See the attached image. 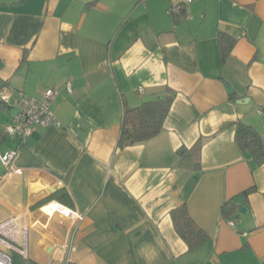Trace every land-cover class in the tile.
<instances>
[{"label":"crops","instance_id":"1","mask_svg":"<svg viewBox=\"0 0 264 264\" xmlns=\"http://www.w3.org/2000/svg\"><path fill=\"white\" fill-rule=\"evenodd\" d=\"M185 1L0 0V90L59 92L60 124L23 141L1 129L17 109L0 107V155L17 151L12 175L0 160V224L13 220L0 251L13 264H49L62 245L58 264H264V165L236 142L239 123L264 137V0H191L176 23L168 11ZM222 32L236 39L225 66ZM166 88L162 133L120 149L124 111ZM198 142L201 168H182L179 150ZM228 200L239 208L224 217ZM49 202L81 221L46 215ZM184 204L208 235L193 251L171 217Z\"/></svg>","mask_w":264,"mask_h":264},{"label":"trees","instance_id":"2","mask_svg":"<svg viewBox=\"0 0 264 264\" xmlns=\"http://www.w3.org/2000/svg\"><path fill=\"white\" fill-rule=\"evenodd\" d=\"M183 11L179 15L170 16L174 18L176 23L183 22ZM218 41L221 59L225 66L227 59L234 50L236 39L222 32L218 35ZM233 96L232 94V98ZM174 97L173 91L166 88L165 91L156 96L155 100L145 102L139 107L127 108L123 115L121 135L118 142L119 148L124 149L142 144L158 137L164 129ZM236 142L240 150L248 155L256 166L264 165V137L255 127L239 123L236 131ZM201 152V142H198L191 149L181 148L178 152L179 165L182 168L200 169ZM61 197L58 196V199L67 203V195L62 192ZM238 208L233 200H228L221 207V215L230 217L238 212ZM171 217L177 233L188 245L189 251L196 250L206 244L208 235L192 219L187 204L174 209L171 212Z\"/></svg>","mask_w":264,"mask_h":264},{"label":"built area","instance_id":"3","mask_svg":"<svg viewBox=\"0 0 264 264\" xmlns=\"http://www.w3.org/2000/svg\"><path fill=\"white\" fill-rule=\"evenodd\" d=\"M191 0H186L183 5L173 6L169 9V15H179L184 10V6L189 4ZM143 92L144 89L139 90ZM68 92L72 93V88L68 85ZM59 92L55 89H48L42 95V99H35L19 93L18 99L15 101L10 93L4 89L0 90V102L5 108H16L17 114L11 123L5 124L2 127L4 135L10 138H16L21 141L33 135L38 128H48L52 125L60 124L55 118L52 110L51 103ZM17 157V151H11L4 155H0V160L8 171V175L14 173L13 162ZM42 211L50 217L60 216L71 222V225H77L82 217L80 213L69 207L63 206L57 202H49L42 207ZM13 220H7L0 224V232H3ZM232 227L235 226L234 222H230ZM12 247V246H10ZM65 247V248H64ZM64 248V249H63ZM70 246L62 245L57 247L54 251V256L49 264H58L64 261V253L69 250ZM61 251V253H60ZM25 254L26 251H20ZM60 253V254H59ZM58 254V255H57ZM0 264H13L12 258L9 254L0 251Z\"/></svg>","mask_w":264,"mask_h":264},{"label":"water","instance_id":"4","mask_svg":"<svg viewBox=\"0 0 264 264\" xmlns=\"http://www.w3.org/2000/svg\"><path fill=\"white\" fill-rule=\"evenodd\" d=\"M228 91H229V94L230 95H232V94H234V90H233V88L231 87V86H228ZM244 102H247L248 103V100L247 101H244ZM240 103H242V102H240ZM56 190H59V188H57ZM55 193V191L54 190H52L51 191V194H54ZM240 213H242V214H245L246 213V208H242L241 210H240ZM41 247H44V244L42 243L41 244ZM49 252H53V249L52 248H48L47 249Z\"/></svg>","mask_w":264,"mask_h":264},{"label":"rangeland","instance_id":"5","mask_svg":"<svg viewBox=\"0 0 264 264\" xmlns=\"http://www.w3.org/2000/svg\"><path fill=\"white\" fill-rule=\"evenodd\" d=\"M0 107H1V105H0ZM3 111H6L5 109H3V108H1ZM0 113H1V111H0ZM2 129V128H1ZM7 139V138H6ZM10 138H8L7 140H9Z\"/></svg>","mask_w":264,"mask_h":264}]
</instances>
